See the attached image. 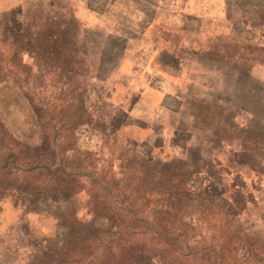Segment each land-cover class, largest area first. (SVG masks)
Wrapping results in <instances>:
<instances>
[{
    "label": "trees",
    "instance_id": "obj_1",
    "mask_svg": "<svg viewBox=\"0 0 264 264\" xmlns=\"http://www.w3.org/2000/svg\"><path fill=\"white\" fill-rule=\"evenodd\" d=\"M56 5L24 0L0 12V84L20 91L38 135L24 140L0 119V192L16 198L30 229L43 214L56 226L31 250L25 244L27 264H264V81L248 89L260 110L204 98L189 103L190 125L169 134L159 112L178 110L189 96L167 93L154 121L141 122L152 132L125 135L138 126L124 122L122 108L104 110L96 86L109 64L83 76L90 62L75 45L83 24H55ZM61 7L80 23L67 0ZM256 11L251 25L264 33V8ZM144 27L135 32L142 39ZM243 46L238 55L220 48L219 57L247 78L253 64L264 65V49ZM45 77L58 78L60 90L46 92ZM96 135L100 146L91 150L86 140ZM168 147L177 154L164 153Z\"/></svg>",
    "mask_w": 264,
    "mask_h": 264
},
{
    "label": "rangeland",
    "instance_id": "obj_2",
    "mask_svg": "<svg viewBox=\"0 0 264 264\" xmlns=\"http://www.w3.org/2000/svg\"><path fill=\"white\" fill-rule=\"evenodd\" d=\"M23 1L0 0V12L11 11L21 6ZM67 2L80 23L75 19H68L61 10L64 9L61 5L66 3V0H55V24H83L78 31L79 44H75L90 62L89 69L83 76L96 73L100 66L109 64L100 71L105 72L106 79L113 81L110 91L107 94L102 92V95L106 96L101 97L102 106L104 110L109 104L122 108L120 111L121 116L126 119L124 122L138 126L126 128L125 135L142 138L151 133V129H144L142 123L154 121L152 118L158 114L155 112L156 106L169 102L164 99L167 93L176 94L180 91V99L183 100L185 95L189 96L188 104L181 105L178 110L169 108L159 112L158 118L169 128V134L176 124L190 125L189 103L204 98L217 104L242 100L247 104L254 103L256 109L260 110L259 105L263 102L250 96L248 89L256 87V82L264 81V65L253 64L251 75L245 78L235 72L236 69L231 67L234 65L228 57L220 59L219 50L225 49L228 55L236 50L238 55L244 51V44L252 45L254 49H264V33L251 25H257L256 9L259 6L264 8V0ZM249 16H252L254 21ZM137 24L145 26L142 31L143 39L135 36V32L129 34L126 29L127 26H133L138 30ZM236 33H242L247 42L239 38L241 34L237 37ZM123 37H129L127 42L125 41L130 43L129 46L122 40ZM262 51L264 50L257 51V54L261 55ZM115 58L118 61L117 66L112 68L114 63L111 62L116 60ZM176 59L181 61L178 67L174 63ZM45 79L47 80V77ZM58 81V78L52 82L47 80L45 91L58 92L62 84ZM76 84L77 82L72 83V86ZM31 117L28 104L16 86L9 80L1 83L0 119L10 127L15 136L36 142L38 135ZM196 130L200 133L199 128ZM98 137H86V146L91 150H98ZM177 150L176 147H168L164 153L170 156L177 154ZM118 164L116 161L115 166ZM15 199L6 191L0 192V264H27L25 244L28 242V250H31L39 244L40 240L36 237L55 234L56 226L51 215L43 214L45 217L43 221L39 220L40 226L36 229L32 230L24 224L19 218L22 208ZM28 215L31 218L37 217L34 210L29 211ZM27 233L35 238L30 240ZM12 240L17 242H13L15 249H11Z\"/></svg>",
    "mask_w": 264,
    "mask_h": 264
},
{
    "label": "water",
    "instance_id": "obj_3",
    "mask_svg": "<svg viewBox=\"0 0 264 264\" xmlns=\"http://www.w3.org/2000/svg\"><path fill=\"white\" fill-rule=\"evenodd\" d=\"M137 25H139V29L138 30H135L134 28H133V26H127V31L129 32V34L131 33V34H133V32H136V31H139V30H141V28L143 27V25L144 24H137ZM129 34H127V36L129 35ZM135 36H137L138 38H139V36L138 35H136V33H135ZM123 41L125 42H127V39H123ZM125 42V43H126ZM128 43H126V45H127ZM113 83V81H109V79H106V76H104V78H103V81H101V82H98V83H96V86L99 88V94H100V96L101 97H106L104 94L102 95V92H106V94L110 91V86H111V84ZM107 106H112L111 104H109V105H107ZM116 108H118V107H116ZM119 109V108H118ZM20 207H21V205H20ZM26 218V215H25V212H24V210H22L21 211V214H20V219H25Z\"/></svg>",
    "mask_w": 264,
    "mask_h": 264
}]
</instances>
